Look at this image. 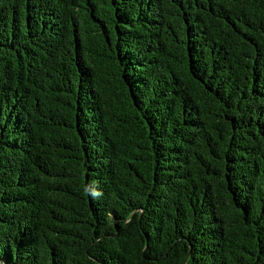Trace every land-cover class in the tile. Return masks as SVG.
I'll return each instance as SVG.
<instances>
[{
	"label": "trees",
	"instance_id": "obj_1",
	"mask_svg": "<svg viewBox=\"0 0 264 264\" xmlns=\"http://www.w3.org/2000/svg\"><path fill=\"white\" fill-rule=\"evenodd\" d=\"M0 264H264V0H0Z\"/></svg>",
	"mask_w": 264,
	"mask_h": 264
}]
</instances>
